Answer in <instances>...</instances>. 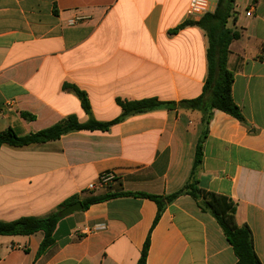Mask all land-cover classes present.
I'll return each mask as SVG.
<instances>
[{"label": "crops", "instance_id": "obj_1", "mask_svg": "<svg viewBox=\"0 0 264 264\" xmlns=\"http://www.w3.org/2000/svg\"><path fill=\"white\" fill-rule=\"evenodd\" d=\"M190 0H0V132L25 136L69 116L111 122L118 99L180 102L198 98L208 76V37ZM251 11V16L247 13ZM230 27L232 95L245 122L214 111L156 109L108 131H74L59 140L0 149V222L46 217L77 196L132 193L164 197L188 183L200 139V188L237 203L264 264V0H235ZM65 84L87 94L91 115ZM23 114L32 118H26ZM115 180L96 187L103 175ZM159 208L118 197L63 218L39 257L44 233L0 237V264H236L223 230L194 198Z\"/></svg>", "mask_w": 264, "mask_h": 264}, {"label": "trees", "instance_id": "obj_2", "mask_svg": "<svg viewBox=\"0 0 264 264\" xmlns=\"http://www.w3.org/2000/svg\"><path fill=\"white\" fill-rule=\"evenodd\" d=\"M234 3L235 0H220L214 13H209L199 20L186 21L173 31V34H177L187 27L196 26L204 30L208 37V76L203 92L198 98L178 103L161 102L155 98L141 101L118 99V104L122 108L123 114L114 121L104 123L91 118L86 123H80L78 118L72 115L48 129L25 136L18 135L13 129H8L0 132V149L4 145L21 148L46 144L57 141L63 135L74 131L106 132L112 126L121 123L131 115L147 113L160 108L202 112L206 124L209 123L214 111L224 112L240 122H245L240 108L233 99L234 73L228 67L230 45L241 37L238 31L227 28L230 19L233 18L235 20L236 18ZM64 89L75 92L81 101L84 111L91 115V106L84 91L71 84H65ZM23 116L32 118L26 114H23ZM206 132L198 143L191 177L186 186L177 193L166 198L147 194L112 192L104 194L92 193L83 200L74 196L64 201L58 211L46 217H22L12 222H0V237H29L42 232L44 233V240L39 252V257H41L55 243V232L58 224L63 219L60 217L61 211L75 203L82 202L84 210H87L95 204L118 197L140 196L157 203L159 211L154 222L155 226L161 218L165 205L173 203L180 196L188 195L196 200L203 212L209 213L215 218L234 251L237 258L236 264H262L254 248V238L251 229L247 225H239L238 223L237 203L226 196L206 191L199 186V174L203 160V143L207 135ZM149 247L150 237H148L144 245L138 264H146Z\"/></svg>", "mask_w": 264, "mask_h": 264}, {"label": "built area", "instance_id": "obj_3", "mask_svg": "<svg viewBox=\"0 0 264 264\" xmlns=\"http://www.w3.org/2000/svg\"><path fill=\"white\" fill-rule=\"evenodd\" d=\"M220 0H190L189 6L187 9V15L191 19L199 20L209 13H214L218 7ZM251 11L247 13L248 16H251ZM115 180V176L112 174L103 175L99 178V183L95 186L90 184L88 189L93 191L96 187L106 188Z\"/></svg>", "mask_w": 264, "mask_h": 264}, {"label": "water", "instance_id": "obj_4", "mask_svg": "<svg viewBox=\"0 0 264 264\" xmlns=\"http://www.w3.org/2000/svg\"><path fill=\"white\" fill-rule=\"evenodd\" d=\"M84 209L82 202H78L75 203L69 207H67L66 209H64L63 211H61L60 213V217L61 218H65L68 217L74 213L80 212Z\"/></svg>", "mask_w": 264, "mask_h": 264}, {"label": "rangeland", "instance_id": "obj_5", "mask_svg": "<svg viewBox=\"0 0 264 264\" xmlns=\"http://www.w3.org/2000/svg\"><path fill=\"white\" fill-rule=\"evenodd\" d=\"M232 21H233V18L230 19V21H229V23H228V25H227V28H228V29H233V28L230 27V26H231V25H230V22H232ZM70 216H71V215H70ZM70 216H68V217H70Z\"/></svg>", "mask_w": 264, "mask_h": 264}]
</instances>
